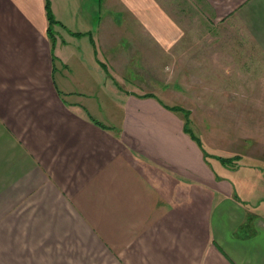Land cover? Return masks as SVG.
Listing matches in <instances>:
<instances>
[{
    "label": "crops",
    "instance_id": "1",
    "mask_svg": "<svg viewBox=\"0 0 264 264\" xmlns=\"http://www.w3.org/2000/svg\"><path fill=\"white\" fill-rule=\"evenodd\" d=\"M201 1L223 33V92L261 107L264 0ZM47 26L44 0H0V264H264V213L234 171L208 165L153 97L87 99L80 50Z\"/></svg>",
    "mask_w": 264,
    "mask_h": 264
},
{
    "label": "rangeland",
    "instance_id": "2",
    "mask_svg": "<svg viewBox=\"0 0 264 264\" xmlns=\"http://www.w3.org/2000/svg\"><path fill=\"white\" fill-rule=\"evenodd\" d=\"M48 1L57 47L80 50L87 79L93 87L97 84L93 93L87 90V99L121 104L155 98L178 116V130L208 165L220 162L233 170L228 176L236 193L255 199L256 209L264 213V102L251 108L250 99L246 104L239 94L223 92V33L208 28L201 0H131L135 11L128 0ZM149 21L161 22L159 38L149 32ZM208 36L215 39L208 42ZM258 97L264 101V93ZM136 108L129 103L123 112L141 113ZM99 111L104 117L118 116L109 107Z\"/></svg>",
    "mask_w": 264,
    "mask_h": 264
},
{
    "label": "trees",
    "instance_id": "3",
    "mask_svg": "<svg viewBox=\"0 0 264 264\" xmlns=\"http://www.w3.org/2000/svg\"><path fill=\"white\" fill-rule=\"evenodd\" d=\"M44 8L46 12V18L48 21V26H47V33L50 38H54L53 32L51 31V25L52 23L56 22V20L53 18V15L51 13V10L49 8V1L44 0Z\"/></svg>",
    "mask_w": 264,
    "mask_h": 264
}]
</instances>
